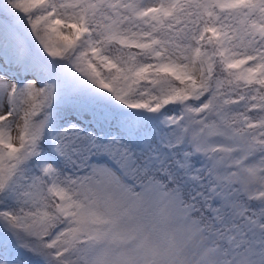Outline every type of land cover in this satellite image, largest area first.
<instances>
[{
	"label": "snow or ice",
	"instance_id": "obj_1",
	"mask_svg": "<svg viewBox=\"0 0 264 264\" xmlns=\"http://www.w3.org/2000/svg\"><path fill=\"white\" fill-rule=\"evenodd\" d=\"M0 264H264V0H0Z\"/></svg>",
	"mask_w": 264,
	"mask_h": 264
},
{
	"label": "rangeland",
	"instance_id": "obj_2",
	"mask_svg": "<svg viewBox=\"0 0 264 264\" xmlns=\"http://www.w3.org/2000/svg\"><path fill=\"white\" fill-rule=\"evenodd\" d=\"M13 134H15V133H13Z\"/></svg>",
	"mask_w": 264,
	"mask_h": 264
}]
</instances>
